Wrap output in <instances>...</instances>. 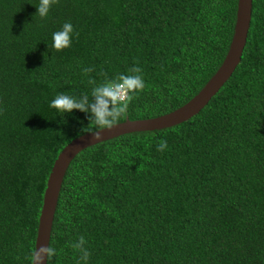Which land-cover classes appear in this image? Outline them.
I'll use <instances>...</instances> for the list:
<instances>
[{"label":"trees","instance_id":"trees-1","mask_svg":"<svg viewBox=\"0 0 264 264\" xmlns=\"http://www.w3.org/2000/svg\"><path fill=\"white\" fill-rule=\"evenodd\" d=\"M38 4L0 0V264H30L53 161L95 130L90 113H61L52 99H91L89 78L100 84L139 66L145 88L120 121L169 112L222 62L237 8V0H58L41 18ZM65 22L72 44L57 51L52 35ZM80 236L87 264H264V0H252L240 62L198 113L74 156L46 264H83L70 246Z\"/></svg>","mask_w":264,"mask_h":264},{"label":"water","instance_id":"water-1","mask_svg":"<svg viewBox=\"0 0 264 264\" xmlns=\"http://www.w3.org/2000/svg\"><path fill=\"white\" fill-rule=\"evenodd\" d=\"M251 11L252 0H237L233 33L222 62L198 92L184 104L158 116L137 119L126 118L111 129L99 130L101 133L99 138H95L92 133L84 132L64 145L53 161L46 180L34 247L36 245L37 247L49 245L52 223L63 177L74 156L84 148L95 143L125 133L170 127L198 113L228 80L240 62L250 26ZM46 261L47 259H45L44 264H46Z\"/></svg>","mask_w":264,"mask_h":264},{"label":"clouds","instance_id":"clouds-1","mask_svg":"<svg viewBox=\"0 0 264 264\" xmlns=\"http://www.w3.org/2000/svg\"><path fill=\"white\" fill-rule=\"evenodd\" d=\"M58 0H39L36 5L37 12L41 18L47 17L50 8ZM74 27L72 23L65 22L62 28L52 35L53 45L57 51L68 48L72 44ZM77 36L78 33H75ZM91 67L83 69V73L87 75L92 72ZM89 84L93 85L91 99L88 95L76 97L68 95L64 92L58 93L50 102V107L57 109L61 113H70L73 110H79L84 113H90L89 121L94 125L85 132L92 133L95 138L100 137V131L103 129H111L116 126L121 117L126 113L132 94L143 91L145 82L142 76V69L139 66H133L128 69V74H119L115 79H105L104 82L96 84V81L89 78ZM166 140L158 143L157 151L163 152L167 149ZM87 241L84 236H80L76 242L70 246L79 253L80 261L87 264L91 252L85 247ZM56 254V249L50 245H37L31 250L28 257L30 264H44L45 259L50 260Z\"/></svg>","mask_w":264,"mask_h":264}]
</instances>
